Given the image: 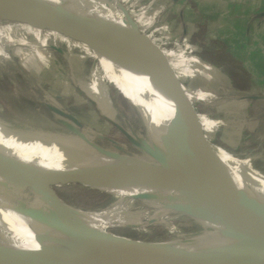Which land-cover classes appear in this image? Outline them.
I'll use <instances>...</instances> for the list:
<instances>
[{
    "label": "rangeland",
    "instance_id": "rangeland-1",
    "mask_svg": "<svg viewBox=\"0 0 264 264\" xmlns=\"http://www.w3.org/2000/svg\"><path fill=\"white\" fill-rule=\"evenodd\" d=\"M121 4L142 34L150 39L153 59L166 68L160 76V91L180 126L187 129L208 120L210 124L202 127L201 137L211 146L235 153L256 151L264 138V103L244 102V98H264V94L261 95L263 92L256 90L250 76L228 58L226 49L212 44L205 46L202 40L198 48L186 42V36L180 32L179 36H174L171 27L164 24L169 19H153L150 0H127ZM5 13L9 16L7 20L3 19ZM47 16L40 11H16L0 3V52L14 57V66L0 57V91L12 122L72 139H78L77 134L83 133L106 150L156 163L145 150L144 143H149L166 158V147L154 126L151 122L145 125L125 97H115L116 85L106 82L90 47L76 41L70 45L67 40L71 38L48 25ZM17 78L25 82L26 93L12 86ZM51 108L70 114L81 127L68 123L70 130H66ZM47 190L51 199L68 210L92 214L121 211V199L99 187L51 181ZM23 195V200L0 195V224L14 223L11 214L24 216L31 212L29 208L39 196L38 189L30 186ZM159 211L155 205L135 201L132 214L124 215L128 216L126 220L138 217L136 220L143 226L150 214L153 216ZM80 220L83 224L91 221ZM199 226L201 231L196 236L214 232ZM109 232L146 242L171 240L165 238L168 233L163 227H125Z\"/></svg>",
    "mask_w": 264,
    "mask_h": 264
},
{
    "label": "water",
    "instance_id": "water-1",
    "mask_svg": "<svg viewBox=\"0 0 264 264\" xmlns=\"http://www.w3.org/2000/svg\"><path fill=\"white\" fill-rule=\"evenodd\" d=\"M115 1L126 16V23L95 9L58 0H0V3L11 9L98 21L130 33L139 72L153 92L152 116L160 127L166 158L149 143H144L145 150L156 163L106 150L78 133V141L116 162L79 157V161L66 168L38 169L15 159L0 140V169L15 174L26 185H34L41 198L39 210L24 215L34 223L29 228L32 230L0 227V264H264V200L219 178L191 150L178 120L170 118L160 97V76L165 66L153 59L150 39L142 34L124 6ZM51 109L66 130H70L68 123L81 127L70 114ZM51 181L99 188L119 185L135 201L159 204L161 211L165 208L170 214L184 215L215 229L178 242H146L100 232L80 220L94 214L68 210L51 199L47 190Z\"/></svg>",
    "mask_w": 264,
    "mask_h": 264
},
{
    "label": "bare ground",
    "instance_id": "bare-ground-1",
    "mask_svg": "<svg viewBox=\"0 0 264 264\" xmlns=\"http://www.w3.org/2000/svg\"><path fill=\"white\" fill-rule=\"evenodd\" d=\"M58 1L95 9L108 17H112L115 20L120 21L121 23L127 22L124 12L115 0ZM12 8L15 10H25L17 7ZM6 14L7 13L3 14V19L5 20H7L9 17ZM47 15L48 16L45 20L48 24L60 29L71 38V41L67 40L70 45L73 46L76 43L72 41H76L78 43L83 42L90 47L92 55L96 59L106 82H113L116 85L117 92L115 97L118 98L120 95L125 97L129 105L132 106V108L140 115L144 124L149 126L151 122L156 130V133H158L159 137L161 138L159 124H157L158 122L152 116L153 113L150 95L153 94V92L150 87L149 91L147 85L145 84L146 81L144 77H142L141 73L139 72L136 62L133 36L130 33L115 29L98 21L55 15L52 13ZM146 45H149L147 40ZM0 57L5 59L6 62L12 63L14 66V57H12L11 54L0 52ZM23 83L25 82L17 78L16 81L12 83V86H14L15 89H18L19 92V89H23L22 92L25 90L26 93L28 90L27 88L24 89ZM30 87H32V85H30ZM28 89L30 91L31 88L28 87ZM3 97L4 94L2 91H0V140L6 145L7 152L18 161L38 169L66 168L73 162L79 161V157L101 160L110 163L116 162L92 146L78 141L77 139L45 134L31 128L17 125L10 119V110L3 102ZM160 97L169 111L170 118H173L174 115H172L170 112L161 91ZM27 115L26 117H28ZM22 116H24V114H22ZM208 124H210L208 120H204L202 125L193 126L187 129L181 127L184 138L191 150L203 162V164H205L219 178L243 192L264 200V138L261 140L259 148L256 151L245 150L239 153L230 152L216 147L217 145L211 146L202 139L201 129L202 127H206ZM50 125L52 124H49V126ZM68 150H71V152H68ZM30 186L34 185H26L15 174L0 169V195L16 197L19 199L24 196V192ZM100 189L107 191L121 199L119 202L121 211H116L117 214L116 212H105L102 214H94V217L90 218L83 217L85 219L91 220L88 222L86 221L88 224H84L100 232H106L113 229L121 230L123 227L132 226L133 222L130 219L125 220L123 218V214H132L131 211L136 199H134L132 195L127 194L129 191H127L126 188L119 185H106L100 187ZM146 203L153 206L155 205L159 208L162 207L156 203L148 201H146ZM40 204L41 198L40 196H37L29 210L33 213L37 212L39 210ZM166 213H169L168 210L163 208L161 214ZM11 218L14 223L0 224V227L4 226L15 230L27 231L32 230L29 228L35 226L30 219L25 218L24 216L11 214ZM204 224L215 229L214 226L208 223ZM21 243V239L18 238L17 244L20 245Z\"/></svg>",
    "mask_w": 264,
    "mask_h": 264
},
{
    "label": "crops",
    "instance_id": "crops-1",
    "mask_svg": "<svg viewBox=\"0 0 264 264\" xmlns=\"http://www.w3.org/2000/svg\"><path fill=\"white\" fill-rule=\"evenodd\" d=\"M149 9L155 21L169 19L164 24L174 36L181 33L198 48L202 41L208 47H224L228 58L264 94V0H150ZM244 100L264 103L263 97Z\"/></svg>",
    "mask_w": 264,
    "mask_h": 264
},
{
    "label": "built area",
    "instance_id": "built-area-1",
    "mask_svg": "<svg viewBox=\"0 0 264 264\" xmlns=\"http://www.w3.org/2000/svg\"><path fill=\"white\" fill-rule=\"evenodd\" d=\"M161 213L162 211L160 210L158 214H154L153 216H151L150 214V216L146 219V223L143 224V226L142 224H140L139 220H136L138 217H131L130 219L133 222V224L130 227H133L135 229L138 227H145V228L163 227L168 233V236H166L165 238H169L171 240L163 241V239H160L161 241H156V242H178V241L189 240L199 237L196 236L199 233V231H201V227L199 225H203V227L210 230L212 229V231L214 230L213 228L206 226L203 223H199L195 220H192L191 218L184 215L170 214V213L161 214ZM125 216L126 215H124L123 218L126 220L128 216L126 217Z\"/></svg>",
    "mask_w": 264,
    "mask_h": 264
},
{
    "label": "flooded vegetation",
    "instance_id": "flooded-vegetation-1",
    "mask_svg": "<svg viewBox=\"0 0 264 264\" xmlns=\"http://www.w3.org/2000/svg\"><path fill=\"white\" fill-rule=\"evenodd\" d=\"M57 73L59 74V72H57ZM56 75H57V74H56ZM57 98L61 100V98H59V96H57Z\"/></svg>",
    "mask_w": 264,
    "mask_h": 264
}]
</instances>
